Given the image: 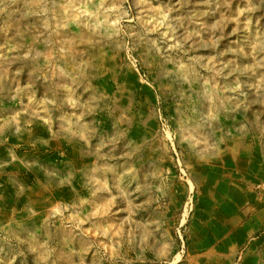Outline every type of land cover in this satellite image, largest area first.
Returning <instances> with one entry per match:
<instances>
[{"label": "rangeland", "instance_id": "rangeland-1", "mask_svg": "<svg viewBox=\"0 0 264 264\" xmlns=\"http://www.w3.org/2000/svg\"><path fill=\"white\" fill-rule=\"evenodd\" d=\"M0 264H264V0H0Z\"/></svg>", "mask_w": 264, "mask_h": 264}]
</instances>
